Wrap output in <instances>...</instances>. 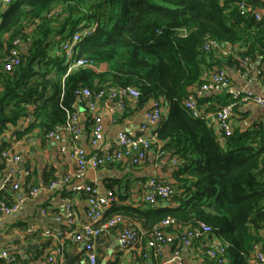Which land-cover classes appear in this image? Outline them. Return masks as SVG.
I'll list each match as a JSON object with an SVG mask.
<instances>
[{"label":"trees","instance_id":"trees-1","mask_svg":"<svg viewBox=\"0 0 264 264\" xmlns=\"http://www.w3.org/2000/svg\"><path fill=\"white\" fill-rule=\"evenodd\" d=\"M239 1L11 0L0 13V171L7 162L2 152L9 126L15 139L35 127L45 134L66 120L67 111L75 112V103L83 101L78 90L133 86L138 106L159 100L166 107L157 137L163 156L180 163L175 182L167 183L168 205H121L113 214L140 222L146 232L166 217L180 228L204 222L224 244L227 264H251L253 246L264 242V122L232 124L231 133L221 135L212 119L192 116L183 101L215 69L242 70L241 59L264 53V16L241 14ZM247 3L255 12L264 8L260 0ZM94 24L75 44L73 58L88 59L95 68L68 70L62 43ZM16 38L22 40L19 63L6 70ZM207 39L229 46L230 54L205 51ZM100 65L105 68L97 70ZM215 98L219 106L231 100L230 94ZM27 116L30 122L16 127ZM0 198L9 202L2 190Z\"/></svg>","mask_w":264,"mask_h":264},{"label":"crops","instance_id":"crops-1","mask_svg":"<svg viewBox=\"0 0 264 264\" xmlns=\"http://www.w3.org/2000/svg\"><path fill=\"white\" fill-rule=\"evenodd\" d=\"M256 11L264 16V8H256ZM231 54L235 56L234 58L239 59L236 51ZM104 68V65L96 67L97 70H103ZM224 68L230 77V87L233 90H251L264 100V53L257 54L254 58L249 59L247 76H244L240 71L241 68H237L235 65H225ZM225 94H229L227 90L218 93H205L198 98V105L203 111L211 115L213 112L211 110L218 108L221 103L215 97L225 96ZM147 103L149 105L145 108L146 110L150 108L151 101ZM248 104L249 102L239 103L232 117L233 126L246 128L254 122H264V114H256L252 109L247 108ZM240 106L243 108L241 109ZM141 107L137 105L136 100H129L126 102L124 112H111L107 103L101 102L98 114L103 125V139L94 146L90 143L93 123L92 118H90L91 114L88 112L85 102H76L74 108L78 115L81 130L78 140L79 145L88 154H91L95 151H105L108 144L113 146L120 131L129 134L137 133L140 125L145 122L144 112L146 110L143 112V119L138 123L136 122ZM165 110L166 107H164L163 113ZM22 121L20 120L17 126ZM12 128L11 125L6 130V137L9 136ZM70 142V136L66 132L61 134L58 141H46L43 130L35 127L14 144V152L20 156L16 175L20 185L19 189L13 190L10 184L5 183L8 177V173L5 175V169L11 166L9 162H6L5 168L0 171V178L4 177L0 184V191H3L8 201L14 200L17 193L26 197L16 211L0 218V252L6 250L8 253L13 254L17 260L16 264H45L46 257L53 254L52 250L60 242L63 246V256H55L56 264H67L69 258H71L70 264H90L85 256L82 243H73L66 238L58 240L52 235L56 229L63 228V224L57 221L54 215L62 212L66 204H71L76 215V224L79 225L88 220V202L85 193L74 189L77 184L94 185L101 195L106 194L110 189L108 184H112L114 191L117 193V198L112 205L104 209L103 216L107 217L113 214L112 209L115 207L142 204L144 200L141 185L147 179L155 177L166 184L175 182L173 173L177 169L180 160L169 156L158 158L155 147H153L148 151L144 162L139 166L133 165L129 159H126L99 168L88 167L82 180L72 179L67 183L60 182L52 189H47L45 186L52 178L55 176L61 177L67 173L71 174L74 171L75 162L70 150H61L62 146L67 147ZM99 182H102V189L98 185ZM3 185L4 187H2ZM34 186H38L39 191L34 196H28V190ZM166 205H168L167 201L154 204V206ZM38 208L42 218L37 217ZM44 209L47 210L46 213H43ZM130 223L141 231L145 232L147 230L138 221L131 220ZM187 226L181 227L185 228ZM49 232H51L50 236L47 235ZM117 232L118 230L114 229L111 234L102 235L95 241V264H143L141 251L145 237L135 247L121 250L117 244ZM64 235L65 232L62 237ZM150 256L154 264H177L169 261L171 258V246L169 245H164L158 255ZM181 264L212 263L206 256L197 254L194 247H189L182 252Z\"/></svg>","mask_w":264,"mask_h":264},{"label":"built area","instance_id":"built-area-1","mask_svg":"<svg viewBox=\"0 0 264 264\" xmlns=\"http://www.w3.org/2000/svg\"><path fill=\"white\" fill-rule=\"evenodd\" d=\"M264 3V0H260ZM11 0H0V13L9 4ZM238 8L241 14L251 13L256 19L260 18V14L254 11V8L247 3V0H240ZM50 15V14H49ZM96 24L90 28H84L75 32L72 37L62 43V49L69 63L68 70L78 67H94L95 64L85 58H73L74 46L82 37L88 36L95 29ZM21 39L16 38L13 41V48L10 50L4 68L10 70L19 63L17 47L21 45ZM16 46V47H15ZM205 51L217 49L222 54L229 53V46H224L214 39H207L203 44ZM248 57L241 59V73L244 76L248 74ZM227 90L231 100L209 113L203 111L198 105V98L205 93H218ZM77 97L85 102L88 112L93 120L90 143L97 145L103 139V125L98 114V108L101 102H106L111 112H124L126 102L129 100H137L139 97L138 90L133 86L115 87L108 86L92 92L89 88H82L77 91ZM184 105L192 116L203 119H212L215 130L218 134L229 135L232 131V117L234 108L241 102H253L263 105L264 100L251 90L239 91L230 87V77L224 68H217L212 71L209 77L200 85L194 86L184 98ZM164 104L159 100H152L151 106L144 112L145 122L142 123L135 134H129L120 131L117 134V140L113 146L106 145L105 151H95L88 154L82 146L79 145L80 126L76 112L66 113V120L61 124H56L53 129L44 134L46 141H58L63 132L69 134L71 142L69 146H62L61 150L69 149L75 162L74 171L71 174H65L61 177L55 176L45 186L52 189L56 184L62 182L67 183L72 179L82 180L86 169L99 168L118 163L122 160L129 159L133 165L139 166L146 158L148 151L155 147V153L158 158L164 155L162 144L158 141L157 125L164 111ZM31 120L30 116L23 119L22 123L17 127L21 128L27 125ZM15 139L13 134L8 136V148L2 152L3 157L11 164L8 170V177L5 181L10 184L13 190L19 189V181L16 179L18 172V162L20 156L14 152ZM157 144V145H155ZM28 173V172H27ZM142 193L144 202L158 204L161 201L169 199L172 188L151 177L142 183ZM4 187V185L2 186ZM38 186H34L28 190V196H34L39 191ZM76 191L85 192L87 195L88 220L82 224H76V215L71 204H66L63 211L56 213L54 218L63 224V228H58L52 234L61 240L66 238L73 243H82L85 256L90 264L96 262L95 241L102 235L111 234L112 230L117 229V244L121 250L131 249L142 241L145 237L144 245L141 251V259L143 264H154L153 257L158 255L164 245L171 246V258L169 261L181 264L182 252L184 249L194 247L196 253L206 256L212 264H227L224 244L216 237L211 236L212 228L204 222H197L193 226L180 228L175 220L166 217L158 224L154 225L149 232H144L132 225L127 218L120 214H112L104 217V209L116 200L112 191L108 190L106 194H99L94 185L87 183H79L74 186ZM25 195L16 194L14 200L5 202L0 198V218L6 214L16 211L25 200ZM47 210L44 209L43 213ZM169 228H171L169 230ZM30 231V230H28ZM65 232L64 237L62 234ZM48 236L51 232L47 233ZM53 254H49L44 260L45 264H56L55 256H63L62 242L52 250ZM252 264H264V242L257 243L252 250ZM16 257L8 253L6 250L0 254V264H16Z\"/></svg>","mask_w":264,"mask_h":264},{"label":"rangeland","instance_id":"rangeland-1","mask_svg":"<svg viewBox=\"0 0 264 264\" xmlns=\"http://www.w3.org/2000/svg\"><path fill=\"white\" fill-rule=\"evenodd\" d=\"M229 71H230V73H231V70H230V69H229ZM241 88H242V87H241ZM244 104H246V103H244ZM148 105H149L148 103H145V104L141 107V109L139 110V111H140V115L138 116V118H137V120H136L137 123H138L140 120L143 119V112H144V110H146L145 108H147ZM240 108L242 109L243 107L240 106ZM247 108L252 109L256 114H260V113H261V114H264V105L261 106V105H257L256 103L253 104V102H249ZM121 128H123V127H121ZM8 170H9V167H7V168L5 169V171H6V172H5V175L8 173ZM3 180H4V177L0 178V184H1V182H2ZM98 185L101 186V189L103 188L102 182H99ZM37 217H38V218H42V215H41V212H40L39 208H38V210H37ZM32 220H38V219H32ZM0 254H1V252H0Z\"/></svg>","mask_w":264,"mask_h":264},{"label":"water","instance_id":"water-1","mask_svg":"<svg viewBox=\"0 0 264 264\" xmlns=\"http://www.w3.org/2000/svg\"><path fill=\"white\" fill-rule=\"evenodd\" d=\"M70 261H71V258H69V259L67 260V264H70Z\"/></svg>","mask_w":264,"mask_h":264}]
</instances>
